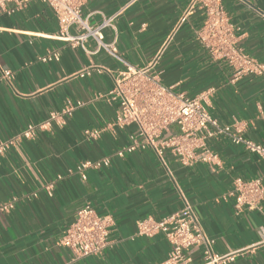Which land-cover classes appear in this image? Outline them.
Returning <instances> with one entry per match:
<instances>
[{"label":"crops","instance_id":"crops-1","mask_svg":"<svg viewBox=\"0 0 264 264\" xmlns=\"http://www.w3.org/2000/svg\"><path fill=\"white\" fill-rule=\"evenodd\" d=\"M195 1L89 0L83 16L92 25L117 15L104 41L115 43L124 62L105 52L88 56L57 41L56 16L38 0L0 11V144H9L0 152V264H159L169 243L163 235H137V223L181 210L183 199L216 254L233 253L229 264H264V202L260 210L239 212L230 195L238 179L264 176V159L227 137L208 142L218 157L215 164L185 167L170 152L163 164L151 149L118 158L116 152L141 139L135 126L116 125L117 104L97 99L126 64L139 69L155 64L164 87L190 97L211 91V115L264 146V78L235 80L228 63L203 46L199 32L206 14L199 4L181 23ZM222 5L237 29L236 47L264 61V0H222ZM49 52H57L59 61L42 62ZM94 65L106 71L79 77ZM5 70L13 73L11 82L2 77ZM69 102L83 106L40 129ZM30 126L35 136L20 137ZM92 130L100 132L98 139L86 135ZM106 157L111 166L88 171L85 181L76 172L81 162ZM86 204L111 219L112 243L99 256L74 261L59 241ZM188 256L200 264L204 250L194 248Z\"/></svg>","mask_w":264,"mask_h":264},{"label":"built area","instance_id":"built-area-1","mask_svg":"<svg viewBox=\"0 0 264 264\" xmlns=\"http://www.w3.org/2000/svg\"><path fill=\"white\" fill-rule=\"evenodd\" d=\"M34 0H0V11L8 6H23ZM52 9L58 21L57 41L82 50L88 56H96L105 52L114 60L124 62L115 43L104 41V30L113 27L117 17L105 18L100 24L92 25L83 16V7L89 0H38ZM206 14V20L199 32L203 46L217 59L224 60L233 69L234 79L245 77L264 78V61H258L247 55L235 45L237 29L230 22L222 0H196L185 12L181 23L194 11L195 6ZM260 15L264 18V12ZM90 42L94 48L90 49ZM59 54L49 52L41 58L44 63L58 62ZM99 66H90L79 73L86 78L93 72L104 73ZM2 77L11 82L14 78L11 71L2 72ZM113 87L97 99H104L118 105L119 113L116 125L120 129L128 126L137 128V137L141 142H133L130 146L115 153L124 158L139 149H151L164 164L163 156L170 152L185 167L198 163L215 164L217 155L209 148L208 142L220 137H227L234 146L242 147L247 152L264 159V146L243 136L237 125H221L208 110L211 91L203 92L195 97L184 93H176L164 87L160 82V74L155 64L146 68H136L126 64V70L114 79ZM83 106L82 102H69L60 112H53L40 129L59 123L65 116H72L74 111ZM36 128L30 126L20 137L30 139L35 136ZM86 135L98 139L100 132L87 131ZM9 144H0V152L5 151ZM111 166L109 157L98 161H85L77 166L76 172L87 179L88 171H99ZM235 198L236 208L240 212L260 210L264 202V176L253 180L238 179L234 190L230 193ZM181 210L161 219L146 218L137 223V235L152 238L163 235L170 245L169 254L159 264H194L188 253L202 247L203 261L200 264H229L234 254L219 255L213 251V240L202 231L193 207L183 199ZM3 206L2 210H8ZM109 217H100L96 210L86 204L81 208L74 221L65 230L59 244L68 249L74 261L99 256L111 246Z\"/></svg>","mask_w":264,"mask_h":264}]
</instances>
